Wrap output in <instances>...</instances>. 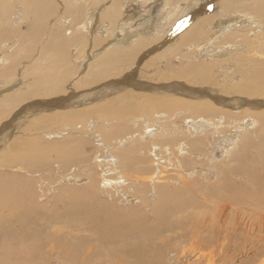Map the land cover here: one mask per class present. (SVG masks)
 Instances as JSON below:
<instances>
[{"label": "bare ground", "instance_id": "6f19581e", "mask_svg": "<svg viewBox=\"0 0 264 264\" xmlns=\"http://www.w3.org/2000/svg\"><path fill=\"white\" fill-rule=\"evenodd\" d=\"M140 1L141 0H133V2L135 3H139ZM147 1L148 4L150 3L151 5L154 2V0ZM169 1L170 0H165L166 5L162 3L163 5H165V9L163 10L164 14L162 15L163 18H161L159 22H156L158 24L156 25L163 29L160 32L158 28L157 31L155 29L153 30V27L152 29L150 28L152 18L149 16L150 14L148 13V16H146L145 18H137V22H139V25L142 26V29L140 28L141 30H135L134 28L131 29V25L128 26L127 22H132V17L129 19H127L128 17L126 19L124 17L125 11L128 7L125 3V0H67V3L65 2V12L67 17L66 19H69V23L66 25L64 21L65 18L63 19L62 17H57L56 21H54L51 26L49 36L47 35L48 38L43 39L39 36L40 27L42 29L45 26L42 22V19L47 18V24H49V20L52 17L51 15L53 14L54 7H56L53 0H0V40H2V42L0 43V82L4 85V88L2 86L0 89V117L4 116V119L8 120L0 126V150H3L13 137L17 138V136H13V132L20 130V128L22 127L21 125L26 123H24V121L30 117L32 118L36 115L41 116L50 114L60 115L62 116V122L64 123V127H67L71 126L70 122L72 120L89 116L86 117L87 120L84 124L86 125L85 130H88L89 132L96 130L104 135L103 137L98 135V138L101 137L106 142L114 143V145H112L111 143L109 146L106 147V144L104 145L103 143L98 142L102 139H97L96 141L97 145H100L102 147V151L105 153V155L101 159L95 157V162L97 163V167L99 168V170H101L102 174L106 175V177H109L105 178L104 176L103 185L106 188L118 190L119 192H121L122 197L127 202H129L131 206H135V204L137 203L146 204V202L150 201H145L143 198L145 196V191H143V188L145 183L147 182L146 177L143 178L141 176H135V178H133L134 185H136V188L133 189V192L141 193H137V195L140 196V200L131 195H128V193H124L122 190V186L125 187L129 182L126 179L127 174L125 173V170L131 169L130 166L132 165V161H130L129 155H133L135 152L134 150H137V152L139 151L138 155L140 157L148 158V155L145 151H149V153L152 154L153 148H160L159 143H161L163 147L165 146V152H168V146L172 145L173 150L177 151L180 158L184 159L185 157H187L186 161H188V165L192 169L189 172L186 171L185 167L182 166L186 162H183L182 164L179 161L176 162L177 168H175L178 169L179 167H181V170L184 169L185 173L188 172V176L190 177H192L193 173H195L198 169V167L196 169V167L192 164H196V161H198V159L202 157V153H207V145L205 144L207 138H202V136L205 135V131L208 130V128H218V131L222 133V126L228 129L230 124H234V128H231L234 129V131L231 132L233 137H231V135H229L231 139L229 137H223V140L220 144L218 141V146L221 147L224 145V142L231 141V149H228L224 152V154L227 155L226 157H228V159L233 156L236 159L238 157L241 158V154L239 153L240 150L241 152L245 151V153L246 151H249L251 149L250 143H252V137H260L262 141L261 145L254 146L253 148H255L257 152H260V149L262 148L264 150V97L263 95H260L257 91L258 88L263 85L262 75H264V0H245L244 3H242L241 1V4H238V6L220 4V19L217 18L219 19V21L216 23L215 21H211L213 20V17L204 18L200 16V14L203 13V8H201V6L199 5V0L183 1L188 3L192 2L187 8H184V3L178 2L179 4L177 6L175 5L176 7H171V10V5H167ZM142 3H144V1ZM27 19H29L30 21V29L28 28L30 33L27 32L28 39H26L25 32L21 33L23 39L27 40L26 44L24 42V44L21 45L19 39H16L14 44H12V41H5L8 35L18 31L21 26L27 22ZM176 19H178V21L175 23ZM166 31L167 33L165 34ZM162 33L163 36H161ZM15 36H18V33H16ZM84 39H86L85 44H83ZM180 40L181 43L178 45ZM154 43L158 44L157 46L160 50L159 54L154 57L155 60L162 59L164 56L171 57L178 55V53L176 52L178 49H180V47L189 49L186 56L181 59H184L185 57L191 58L200 51V53L202 52L203 54L207 55L209 59L212 56L216 55L218 60H213L209 63L197 62L196 65L188 64L185 69L186 77H188L187 84L182 83L178 80L172 81L170 83L168 82V84L165 85L152 84L150 82H145L141 80L139 74H137L136 69V72L133 71V69L136 67H134L133 69L132 67L133 65L138 66L137 63L141 62L144 59V54H148L147 50L150 49V53H155V50L153 48L155 45ZM82 44L83 48L85 46L84 49L88 48L87 53L85 52V54L83 51H80V46ZM40 45V52H38L37 47ZM71 49H73V51L80 55L78 58H80L82 69H85L87 67L95 73L98 72V74L102 72L104 73L106 72V70L111 69V71H116V73L118 72L119 76H116V79H111L109 81L104 82V84H100L96 88H93L92 86L88 90L80 89L79 91H74L70 88L71 86L69 83L68 91L64 93L58 91V93L54 94V98H52V95H49V92L47 91H39L40 93H42V97L40 99H36V94L34 92H37L38 87H40L42 84L43 87H49L50 85H55L57 83H61L63 85L64 83H67L66 75H68L70 71L69 64L67 63V61L72 55V53L70 52ZM34 53H41L40 58L36 60L35 68L39 66L38 69L40 70V65H46V67L44 66L45 68L42 75H38L36 79L34 77V80L31 82L32 84H30L29 89L27 91H24L23 87H21V83L19 86L14 76V72L16 71L17 67L20 66V63L15 64L12 70L10 66L12 62H18L20 57L23 58L24 55L26 57L27 55H32ZM56 60L57 62H62V66L58 67V69L55 68L52 75L48 74L51 71L47 68V66H51V64L55 63ZM19 62L22 63L23 60L21 59V61ZM232 63H236L237 67H235L237 68V70L240 71V74L237 75H240V78H236L235 74L232 77H229L230 82L232 81V85L226 87L227 89H229L226 92V94L229 96L223 95V93L225 94V92L216 88V84L214 85V82H211V86L204 85L205 82L206 84L209 82V70L215 69L216 66L219 68L222 67V65L226 66ZM79 65L80 64H78V66ZM260 67L262 75L260 73L257 74L256 71H252L255 68L259 69ZM22 68L23 67H21L20 69ZM24 74L26 75V73ZM105 74L106 73H104V75ZM136 74L137 79L133 81V78ZM226 76L229 75L226 74L225 77ZM50 77H52L53 79L50 80ZM112 78L114 77L112 76ZM226 79H228V77ZM92 84L93 83H90L89 85ZM17 88H19L18 91L21 92H17L16 94L15 91H17ZM135 95H138L140 98H144V102L140 101V105H143V107H139V109L144 108L143 115L145 116L141 119V116L133 115V119L131 122L132 124H134L133 126H129V124H125L126 126H118V121L115 118L116 115L114 116V114H116V108L119 112L123 110V115L126 112L128 113L129 110L132 111V97H134ZM255 97H259V99ZM127 98H130V102L127 100ZM28 99H30V101ZM25 100H28L29 103L22 105L23 102H26ZM103 102H105L106 104H101ZM122 103L125 105H123ZM109 108H112L111 112L114 113L113 115L107 112ZM149 111H151V113ZM92 112L95 115H93ZM180 112L182 116L183 114H185V116L187 115L186 117L183 116L184 118H182L184 121L186 120V123L188 125L187 129H179V127L173 128L175 125L174 120L178 118L177 114H180ZM153 113H156L154 117H161L162 119H165L162 122V126L158 125L159 123L157 125H153V122H148V117H152V115H154ZM163 115L165 116V118L162 117ZM140 121L142 126L140 131L141 133L139 132L140 137L135 138L134 136L130 137V135L125 137H115L119 134L118 132L121 127H127V131L130 129L132 131V129L137 128L139 126ZM55 123L59 124L58 121H55ZM209 132L206 131V133ZM79 133L81 135L87 134L86 131H82ZM132 134L136 135L137 132L133 131ZM64 135L65 133L63 131L56 129L45 133L46 137L52 139H62ZM63 139L65 140L66 137ZM126 144H129V146H127ZM22 145L23 144L20 143V146ZM64 151L65 150H63V152ZM249 153L248 156H251L249 155ZM19 157L20 159H22L21 155ZM45 157H47L46 154L40 155V159H43ZM140 157H138V160H142V158ZM208 160H211V158H209ZM209 162H212V160ZM133 166L134 167L132 168V170H138L136 169V164H133ZM245 166L246 165L239 167L242 178L239 179L240 181L242 180V184L244 186L248 185L247 188L250 192L247 194L246 188L242 187L237 188V190H235L236 192L232 193V191L227 187V185L221 183L222 190L220 189L221 192L219 197L223 199V202L224 199L228 200V202H226L225 200L227 204L226 207L233 208L239 205L242 209V211H233V214H231L232 217L236 215L237 219L240 220V222L238 221L239 223L235 222L234 227L237 228L243 225L242 227L245 232L248 233L250 231L249 234H253L256 232L257 234H259L257 238H262V233H264V174L261 172L262 176H260L258 175V173H254V171H251L249 174L247 170H244ZM181 170H178V172H183ZM261 170H263L264 172L263 162L261 163ZM156 171L158 172L156 174H161L159 169H156ZM112 175H114L117 181H115V178H110V176ZM224 175L226 183H229L228 185H230V183L232 185L235 184L234 180L228 177V174V176H226V174ZM69 178H71V181H75V184L82 185V183L86 182V180L84 181L72 175L65 177L66 182L69 181ZM163 178H157L153 191L150 192L152 199L155 198L157 200V202L155 203L157 204V212L159 211V214L162 217L167 215L166 213H168L169 208L173 205L176 198H178L180 194H177V192L175 193V191L172 189L173 184H171V181L165 182ZM178 183L181 185V188L176 189L179 190L178 192L184 193L183 190L188 187V181L184 178H181L180 182ZM205 189L207 188L205 187ZM185 191L188 192L189 190ZM191 192H194V189L193 191L191 190ZM5 194L6 193L0 195V221L8 223L6 219L7 203ZM22 194H26V191H24ZM195 195L196 194H194V196ZM181 196H179L178 198L179 201L177 202V207L179 210H184L181 207L184 204L182 203L184 197H186L187 195H184L183 197ZM190 203L191 202H189V204ZM191 205L193 206V204ZM222 210L223 208L221 209V211ZM170 212L172 213V211ZM139 219L141 218L139 217ZM236 223L237 226H235ZM112 225H114V223ZM121 228L119 229L121 230ZM0 230L1 232L5 231V233L10 231L7 226L5 230L4 228H0ZM112 231L114 230L112 229ZM245 232H243L242 235ZM257 234L255 235L257 236ZM3 237L4 236L2 235L1 238ZM66 246H68V244ZM262 252H264V250ZM145 259H147V255ZM148 262L150 261L148 260Z\"/></svg>", "mask_w": 264, "mask_h": 264}, {"label": "rangeland", "instance_id": "374dc122", "mask_svg": "<svg viewBox=\"0 0 264 264\" xmlns=\"http://www.w3.org/2000/svg\"><path fill=\"white\" fill-rule=\"evenodd\" d=\"M53 1L56 7H54L53 14L51 15L52 17L49 20V24H47L46 18L42 19V22L45 26L42 29L39 26V36L43 39L48 38L51 26L54 21H56L57 17H62L63 19L67 18L65 12V2L67 3V0ZM125 1L128 7L125 11L124 17L125 19L127 17V19L132 17V22L134 20L133 23L127 22L128 26L131 25V29L134 28L135 30H141L142 26H140V23L137 22L138 19L140 17L145 18L146 16H148V14H150L149 16L152 18L150 28L152 29L153 27V30L155 29L156 31L158 28L160 32L163 30L162 28L157 26L158 24L156 22H159V20L163 18V10L165 9L166 5L165 0H154L152 5L150 3L148 4L147 0H141L139 3H135L133 2V0ZM143 1L144 3H142ZM183 1L185 0H170L167 5H171V10V7H176L179 3H184V8H187L192 3ZM241 1L242 3H244L245 0H199L198 3L201 8H203V13L200 14V16L204 18L213 17V20L211 21H215L216 23L220 19V4L238 6V4H241ZM162 3L165 5H163ZM65 19L64 21L67 25L69 23V19H66L67 21ZM177 21L178 19H176L175 23ZM26 23L23 24L18 31L9 34L5 41H12L13 43H11L14 44L16 39H19L21 45L24 44V42L26 44V39H28L27 32L30 33L29 19H27ZM154 24L157 25L155 26ZM24 32L26 33V39H23L21 35V33ZM16 33H18V36H15ZM166 33L167 31L165 32V34ZM161 36H163V33L161 34ZM83 41V44H85L86 39H84ZM1 42L2 40H0V43ZM180 43L181 40L178 45ZM83 44L80 46V51H83L85 54V52L87 53L88 48L84 49L85 46L83 48ZM157 45L158 44H155L153 47L155 53H150V49L147 50L148 54H144V59L141 62L137 63L138 66L133 65L132 67V69L136 67L133 69V71H137V74H139L141 80L156 85H165L168 84V82L170 83L176 80L187 84L188 77H186L185 69L188 64L196 65L197 62L209 63L213 60H218L216 55L212 56L209 59L207 55L203 54L202 52L200 53V51L191 58L185 57V60L181 59L186 56L189 50L181 47L176 52L178 53V55L171 57L164 56L162 59L155 60L154 57H156L160 51ZM40 48L41 45L37 47L38 52H40ZM70 52L72 53V55L67 61L70 69L68 75H66L67 83H64V85L61 83H57L55 85H50L49 87H43L42 84L40 87H38L37 92H34L36 94V99H40L42 97V93H40L39 91H47L49 92V95H52V98H54V94L58 93V91H61L62 93L67 92L69 83L71 86L70 88L74 91H79L80 89L88 90L92 86L93 88H96L100 84H104V82L111 79H116L119 76L118 72L116 73V71H111V69L106 70V72H104L106 73L105 75L103 72L99 74L98 72L95 73L87 67L85 69H82L80 58H78L80 55L73 51V49H71ZM40 54L41 53H34L32 55H27L26 57L24 55L23 58L20 57L23 60L22 63L19 62L21 61L20 58L18 62L14 61L11 63V70L14 68L15 64L20 63V66L17 67L16 71L14 72V76L17 84L20 86L21 83V87H23L24 91H27L29 89L30 84H32L31 82L34 80V77L36 79L38 75H42L44 68L46 67V65H40V70L38 69L39 66L35 68L36 60L40 58ZM77 58L79 62L77 61ZM55 63L51 64L52 67L50 65L47 66V68L51 71L48 74L52 75L55 68L58 69V67L62 66V62H57L56 60ZM78 64L80 65L78 66ZM235 66L236 63H232L226 66L222 65V67L219 68L216 66L215 69H208L210 71V77L208 76L209 82L207 84L205 82L204 85L211 86V82H214V85H217H215L216 88L225 92V94L223 93V95L229 96L226 94V92L229 90L226 87L232 85V81L230 82L229 77H232L235 74L236 78H240V75H237L240 74V71L237 70V66ZM21 67L23 68L20 69ZM261 67L259 69L255 68L252 71H256L257 74L260 73L262 75ZM24 73H26V75ZM137 74L134 76L133 81L137 79ZM226 74L229 76L225 77ZM112 76L114 78H112ZM262 76L263 85L259 87L257 91L264 97V75ZM227 77L228 79H226ZM51 79L53 78L50 77V80ZM225 82L227 85L225 84ZM90 83L93 84L89 85ZM2 86L4 88V85L0 82V89ZM18 90L19 88H17V91H15L16 94L17 92H21ZM130 98H127L129 102ZM255 98L259 99V97ZM30 99L28 100L30 101ZM132 99V111L129 110L128 113L126 112L127 114L124 113L123 115V110L119 112L117 108L115 111L116 114H114L111 112L112 108L108 109L107 112H109V114H114V116L116 115L115 118L118 121V126H126L128 124L129 126H133L134 124L131 123L133 115H139L141 116V119L145 116L143 115L144 108L139 109V107H143V105H140V101L144 102V98H140L138 95H135L134 97H132ZM28 100H25L26 102H23L22 105L29 103ZM104 103L105 102L101 104ZM149 112L151 113V111ZM155 114L152 115V117H154ZM183 116L186 117L187 115L185 116V114H183ZM183 116L181 115V112L180 114H177L178 118L174 120L175 125L173 128L179 127V129H187L188 125L186 123V120L184 121L182 119L184 118ZM86 117L89 116L72 120L70 122L71 126L67 127H64L62 116L60 115L50 114L41 116L36 115L32 118L30 117L31 119L28 118V121H24V123L26 122L27 124L25 123L21 125L22 127L20 128V130L13 132V136H17V138H14L12 136L14 139L12 138L11 141L8 142V145L3 150H0V195L6 193V219L8 221V223L0 221V228H4L5 230L7 226V228H9L10 230L6 233L5 231L1 232L0 230V234L2 233L0 235V264H154V262L155 264H264V252H262L264 250V233H262V238H257L259 234H257L256 232L253 234H249L250 231L248 233L245 232L242 227L243 225L237 228L234 227L235 222L239 223L240 220L237 219L236 215L232 217L231 214H233V211H242V209L239 205L233 208L226 207V202H228V200L224 199L223 202V199L219 197L222 190L221 183L227 185L232 193L236 192L235 190H237V188L242 187L246 188L247 194L250 192L247 188L248 185L244 186L242 184V180L240 181L239 179L241 178V171L239 170V167L246 165L244 167V170H247L249 174L251 171H254V173H258V175L260 176H262L261 172L264 174L263 170H261V163H264V150L262 148L260 149V152H257L255 148H253L254 146H259L262 144L260 137H252V143H250L251 146L249 145L251 149L249 151H246V153L245 151H243L244 153L241 152V150L239 151V153L241 154V158L238 157L236 159L233 156L228 159V157H226L227 155H225L224 152L228 149H231V141L224 142V145L222 147L218 146V141L220 144L223 140V137L230 138L229 135L233 137L231 132L234 131V129L231 128H234V124H230L228 129L222 126V133L218 131V128H208V130L206 131L211 132L206 133L205 131V135L202 136V138H207V141L205 143L207 145V153H202V157L198 159V161H196L197 165L192 164L196 167V169L198 167L196 172L193 173L192 177L188 176V172L191 171L192 168H190V166L188 165V161H186L187 157H185L184 159L180 158L177 151L173 150L172 145L168 146L169 151L165 152V146L163 147V145L159 143L160 148H153L152 154L149 153V151H145L148 155V158L140 157L138 155L139 151L137 152V150H134L136 153L134 152L133 155H129V159L130 161H132V165L130 166L131 169L125 170V173L127 174L126 179L129 181V185L127 184L125 187L122 186V190L124 193H128V195H131L140 200V196L137 195L138 192H133V189L136 188L133 178H135V176H141L143 178L146 177L147 182L145 183L143 188L146 197L143 195V198L145 201H150L146 202L148 206L146 204L140 203L135 204V206H131L129 202H127L122 197L121 192L104 187V176L105 178L109 177H106V175L102 174L101 170H99V168L97 167V163L94 159L95 157L101 159L105 155V153L102 151V147L100 145H97L96 143L97 139H102L101 137H103L104 135L96 130L92 132L85 130L86 125L84 124L87 120ZM152 117H148L147 120L149 123L153 122V125H157L159 123L158 125L162 126V122L165 119H162L161 117ZM162 117L165 118L164 115ZM2 119H4V116L0 117V126L1 124L8 121L7 119ZM55 121H58L59 124L55 123ZM141 127V121L139 122V126L132 129V131L131 129L127 131V127H121L118 132L119 134L115 137H125L128 135H130V137L134 136L135 138L140 137ZM53 129L61 130L65 133L62 139H52L45 136L46 132L52 131ZM122 130L126 131L127 133L123 132ZM82 131H86L87 134L81 135L79 132ZM133 131L137 132V134H132ZM212 134L215 136H213ZM98 135L101 137L98 138ZM65 137L66 139L64 140L63 138ZM98 142L103 143L104 145L106 144V147L112 143L106 142L103 139ZM20 143L23 145L20 146ZM112 145H114V143H112ZM127 146H129V144ZM32 150L35 152H33ZM63 150L65 151L63 152ZM248 153L251 156H248ZM45 154L47 157L40 159V155ZM20 155L22 156V159H20ZM137 156L142 158V160H138ZM209 158H211L212 162H209L211 161L208 160ZM178 161L182 164L183 162H186L182 166L185 167L186 171H188L187 173L184 172V169L181 170V167L176 169V162ZM133 164H136V169L138 170H132V168L134 167ZM221 167H223L224 169ZM156 169L160 170V175L156 174L158 173ZM178 170H181L183 172H178ZM224 174H226V176L229 175L228 177L234 180L235 184L232 185L230 183V185H228L229 183H226ZM70 175L78 177L84 181L86 180V182L82 183V185L75 184L76 182L71 181V178H69V181L66 182L65 177ZM131 177L133 180L131 179ZM158 177H164L163 180L165 182L171 181V184H173L172 189L175 191V193H180L179 196L182 195L181 197H183L184 195H187L186 197H184V200L182 202L184 204L181 208H183L184 210H179L177 207V202L179 201L178 196V198H176V200H178H175V202L171 206L172 208H174H169L172 213L168 210V213H166L167 215H165L164 217L160 216L159 211L157 212V204H155L157 200L155 198L152 199L150 195V192L153 191ZM110 178L114 179L115 177L114 175H112L110 176ZM174 178L176 179V181ZM181 178H184L188 181V187L183 190L184 193L178 192L179 190L176 189L181 188V185L178 183L180 182ZM115 181H117L116 178ZM204 186L207 189H205ZM193 189L194 192H191V190L193 191ZM185 190H189L188 192L190 194ZM24 191H26V194H22ZM194 194L196 195L194 196ZM192 197H194L195 199ZM189 202L191 203L189 204ZM191 204H193L194 207ZM212 204H214L215 206ZM223 206H225L226 208ZM186 208H189L190 210ZM222 208L223 210L221 211ZM139 217L141 219H139ZM113 223L114 225H112ZM174 223H176L177 225ZM237 223L235 226H237ZM111 228L114 231H112ZM119 228H121V230ZM234 230L237 231L235 232ZM243 232L245 233L242 235ZM255 234H257V236ZM2 235L4 236L3 238H1ZM98 241L100 245L98 244ZM67 244L68 246H66ZM145 254L147 255V259H145ZM7 260H9L10 262ZM148 260L150 262H148Z\"/></svg>", "mask_w": 264, "mask_h": 264}]
</instances>
